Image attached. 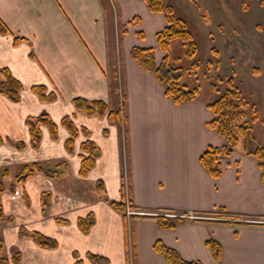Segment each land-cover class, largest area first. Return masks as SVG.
<instances>
[{
    "label": "crops",
    "instance_id": "obj_1",
    "mask_svg": "<svg viewBox=\"0 0 264 264\" xmlns=\"http://www.w3.org/2000/svg\"><path fill=\"white\" fill-rule=\"evenodd\" d=\"M113 3L122 24L134 17L140 19L139 24L128 27L121 41L126 194L122 188L120 129L108 117L112 105L107 68L114 63V40L118 37L110 22L108 1L0 0V25L5 27V32H0V69H8L23 86L18 103L0 95V170L13 171L11 175L15 176L33 163H64L66 169L61 176L51 178L53 186L78 201L76 211L62 217L64 207H54L50 205L52 198L48 199L50 177L36 173L15 185L21 196L12 202L7 188L13 178H3L6 190L0 195V205L5 217L13 218L12 224L0 221L5 256L11 259L14 252H19L20 264H75L78 260L92 264L88 254L107 258L109 264H167L153 250L160 240L186 261L264 264V227L187 221L167 230L159 228L153 218H145L163 209L208 215L220 208L264 218V189L255 160L244 156L240 148L223 162L218 179L205 172L199 162L201 154L208 146L225 144L207 127L213 118L207 108L209 102L199 97L174 104L165 97L154 73L141 69L130 55L133 47L152 48L155 66L160 64L163 53L156 34L166 27L165 16L150 12L142 0ZM136 31H142L144 37L138 38ZM35 86L54 93L56 99L42 102L31 90ZM76 98L89 103L102 101L109 110L102 116H89L74 107ZM43 114L58 125L57 140L41 127L39 148L33 149L25 121ZM64 117H70L79 130L72 153L65 148L70 134L60 126ZM86 141L93 142L99 154L87 176L81 177V156L88 153L80 147ZM13 143H22L24 148ZM123 200H128L141 216L126 219L109 204ZM88 214L94 216V224L83 234L77 221ZM21 227L56 240L58 247L45 249L29 239H20ZM208 239L220 244L219 260L207 248Z\"/></svg>",
    "mask_w": 264,
    "mask_h": 264
},
{
    "label": "rangeland",
    "instance_id": "obj_2",
    "mask_svg": "<svg viewBox=\"0 0 264 264\" xmlns=\"http://www.w3.org/2000/svg\"><path fill=\"white\" fill-rule=\"evenodd\" d=\"M108 4L111 7V11H112L111 16L108 14L107 11L105 12L106 15L108 14L107 17L110 16L111 18L110 22L112 24L113 31L114 33L116 31V36L118 37L114 40V47H115L114 49L115 56H113L114 63L112 62L113 65L110 64L108 66L107 76L109 77V84H110V96H111V105H112L111 111L114 108L115 109L118 108L120 110L119 112H120L121 120H120V125L118 126L120 129L121 144L123 146L122 188L126 194V192L128 191V171H127L128 161L126 157L127 156L126 155L127 126H126V113H125L126 101L124 94L125 93L124 76L120 70V64L123 60V53L121 51V41L122 38L127 34L128 27L139 24L140 19L138 17H134L131 20L134 23H131V21H129L127 24H122L120 22L118 9L116 10V7L114 8L109 3V1ZM162 4L164 7H171L173 11V15L176 18L183 20L185 22L187 31L191 34V38L194 43L195 54L192 60L186 57L187 46L184 45V42L182 40L175 39L170 44L169 47L170 62L173 64V66L181 67L184 69V75L180 80V84L187 86L188 89L198 88L200 92L199 97L207 100L208 102H212L215 98L218 97V94H215L211 91L210 85L215 84V86L220 91V93H222L223 91L226 90L229 79L233 80L235 88L240 93L241 97L244 99L247 105L246 106L247 120H250L252 115H256L257 117V121L251 124L253 129V135L258 145L264 147V0H194V1L193 0H162ZM135 18H138L139 20L137 21V19L135 20ZM144 32L145 34L147 33L146 30ZM136 35L140 39L144 37L142 31H136ZM111 43L112 40L110 38V41L108 42L110 47H111ZM187 44L190 43L187 42ZM164 56L165 53H163V57ZM192 62L198 63V67L195 71L191 70L190 65ZM49 94L54 95V97L51 98L50 100H41L38 96L37 97L42 102H53L56 99L55 94L47 93V91L45 90V95L48 96ZM74 100H73V104H74ZM18 102H14V103H18ZM117 105L119 107H117ZM43 115H47V114H43ZM48 118L50 117L48 116ZM64 118H70V117H64ZM55 125L58 130V125L57 124ZM60 126L68 130L65 126L61 124V122H60ZM41 127H44L49 131L47 127L40 126V129ZM78 133L79 130L77 129V135ZM40 135H41V131H40ZM53 140H57V137ZM18 144L20 143H13L12 145L17 147ZM22 148H24V145ZM38 148H33V149H38ZM65 148L68 151L66 147V142H65ZM239 148L242 154L244 155L241 145H239L235 150ZM247 157L255 160L253 157L250 156ZM225 160L227 159H224L221 164L222 172L224 168L223 162ZM255 162L259 171V180H260V170L258 167V162L257 160H255ZM36 164H40V163H36ZM43 165L49 167L50 171L53 173V174L49 173L48 175H50L51 177L50 179H47L49 183V189L51 191L48 195L49 196L48 199L52 198V202L50 205L57 208L59 206L61 207L63 206L64 209L62 210L63 211V213L61 214L62 217L65 214L76 211L77 202H78L77 199L70 197L69 196L70 194L65 196L63 195L62 192L57 191L56 188L53 186L54 183L52 182L51 179L54 176L55 178H57V176H61L60 172L65 171L64 169H66V165L64 163L61 165L43 163ZM21 172L22 169L20 172H17L15 176H12L11 173H13V171H7L6 169L3 171L0 170V189H2L0 195L6 190V185H4L2 179L5 177L13 178L11 182L12 184L10 185L9 188H7V190H9V195L12 202H15L21 196L20 190L18 188H15L16 187L15 185H19L20 183H22V182L20 183L16 182V177ZM12 186L13 188L11 189ZM123 202L125 204L126 219H130V218L132 219L133 216H137V215L127 216V207L130 206V203L128 202V200L126 201L123 200ZM43 206L45 207V205ZM131 209L136 211L133 208ZM181 214L182 213H180V215ZM0 215H1L0 221H4L7 224L13 223V218L5 217V215L3 214L1 205H0ZM156 215L170 217V219H173L174 217L173 214H170L168 212L165 213L163 211H155L152 216H156ZM182 215L184 216L181 217L186 218L187 221L201 220V222L203 221V222H212L215 224H220L218 221L227 220V218L223 215H214V214L198 215L195 213H184ZM8 218H11V221H7ZM230 221H235V220H230ZM237 221L254 223L258 225L263 224V226L261 227H264V218L250 217L245 219L243 218L242 220H237ZM57 222L66 223L67 221L57 219ZM4 251H5V244H4ZM4 251L3 253H5ZM130 259L132 260V255H130Z\"/></svg>",
    "mask_w": 264,
    "mask_h": 264
},
{
    "label": "trees",
    "instance_id": "obj_3",
    "mask_svg": "<svg viewBox=\"0 0 264 264\" xmlns=\"http://www.w3.org/2000/svg\"><path fill=\"white\" fill-rule=\"evenodd\" d=\"M142 1L146 3L150 12L162 13L165 15L167 25L163 30L156 34L157 46L161 51H163V53H165V56L162 58L160 64L156 67L153 57L154 49L133 47L130 52L131 58L140 66L141 69L154 73L156 80L164 88L165 97L170 99L174 104L179 105L197 100L200 93L199 89H188L187 86L180 84V80L184 75V69L173 66L169 57V47L171 42L175 39L182 40L184 45L187 46L186 57L188 59L192 60L194 57V43L192 41L191 34L187 31L185 22L173 15L171 7H164L162 0ZM136 19L137 21L139 20L138 18H135V20ZM131 23L134 22L131 21ZM0 32H5V27L2 24L0 25ZM187 42L190 44H187ZM190 66L191 70L195 71L198 67V63L192 62ZM22 88V84L11 75L8 69H0V95L6 97L12 102H18L19 92L22 90ZM210 89L213 93L218 94V97L207 104V108L213 115L212 120L207 123V127L210 130L215 131L217 135L225 141V144L221 147L208 146L199 158L201 166L212 179H218L222 174V161L224 159H229L233 155L234 150L239 145H241L245 156H250L257 160L260 170V182L264 187V147L258 145L256 142L251 126L252 123L257 121L256 115H252L250 120H247V105L240 93L235 88L233 80L229 79L227 88L222 93H220L215 84H211ZM32 91L41 100H50L54 97L52 94L46 96L45 89L42 86L32 87ZM74 105L78 110H83L90 116H102L109 110V106L102 101H93L89 103L85 100L76 99L74 100ZM117 107L119 106L117 105ZM119 111L120 110L118 108L108 111L109 120L113 124L120 125L121 119ZM61 124L65 126L70 132L71 137L66 141V147L69 152H72V143L74 138L77 136V129L73 126L70 118H64L61 121ZM25 125L28 127L29 134L31 136V145L33 148H38L40 142V126L47 127L53 139L57 137L56 125L50 120V118H48L47 115H41L37 118L27 119L25 121ZM22 147L23 145L21 143L17 145V148ZM81 150L85 153H88L87 156H81L82 160L79 170V175L81 177H85L93 168L95 157L99 154V151L91 141H86L83 143L81 145ZM37 172L43 175L45 174L49 177H51L48 175L49 173L53 174L46 165L33 163L22 168V172L16 177V182H23ZM100 185V183H97V187L99 186L100 188ZM12 188L13 186L11 189ZM1 191L2 189H0V192ZM109 204L114 210L126 218L125 204L123 201L110 202ZM130 207L135 209L132 205H130ZM160 211L173 214V219L161 215L145 218H153L159 228L167 230H173L177 226L187 222L186 218L181 217L184 216L182 215L184 213L180 215V213L172 209H163ZM209 214L225 216L227 220L218 221L220 224L233 225L236 227L263 226V224L258 225L254 223L237 221L250 217L229 213L224 208H220L217 212ZM133 217L135 218L138 216ZM228 219L235 221H230ZM7 221H11V218H8ZM195 221L201 222V220ZM93 224L94 218L92 214H88L85 218H79L77 221L78 228L83 234H87ZM18 235L21 239H29L39 247L45 249H55L58 247L56 240L44 236L39 232H30L24 228H20ZM205 244L213 254L214 258L219 260L222 255V248L220 244L213 239H208ZM153 250L157 255L162 256L167 264H202L199 261H186L182 259L176 250L167 247L160 240H157L154 243ZM3 251L4 241L2 237H0V264H20L21 255L19 252H14L11 259H8ZM88 259L92 264H109L107 258L92 254H88ZM75 264H82V262L78 260L75 262Z\"/></svg>",
    "mask_w": 264,
    "mask_h": 264
},
{
    "label": "built area",
    "instance_id": "obj_4",
    "mask_svg": "<svg viewBox=\"0 0 264 264\" xmlns=\"http://www.w3.org/2000/svg\"><path fill=\"white\" fill-rule=\"evenodd\" d=\"M130 207H127V216L137 215L138 213L133 211Z\"/></svg>",
    "mask_w": 264,
    "mask_h": 264
}]
</instances>
